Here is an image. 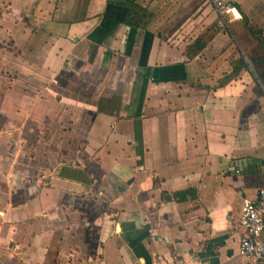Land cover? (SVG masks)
<instances>
[{"label": "crops", "instance_id": "0c3cea01", "mask_svg": "<svg viewBox=\"0 0 264 264\" xmlns=\"http://www.w3.org/2000/svg\"><path fill=\"white\" fill-rule=\"evenodd\" d=\"M214 1L0 0V264H264V0Z\"/></svg>", "mask_w": 264, "mask_h": 264}, {"label": "built area", "instance_id": "2783aa9c", "mask_svg": "<svg viewBox=\"0 0 264 264\" xmlns=\"http://www.w3.org/2000/svg\"><path fill=\"white\" fill-rule=\"evenodd\" d=\"M214 4L218 13L229 22L242 20L238 8L228 0H215ZM238 224L240 256L257 260L264 258V188L258 190L256 198L243 200Z\"/></svg>", "mask_w": 264, "mask_h": 264}, {"label": "rangeland", "instance_id": "374dc122", "mask_svg": "<svg viewBox=\"0 0 264 264\" xmlns=\"http://www.w3.org/2000/svg\"><path fill=\"white\" fill-rule=\"evenodd\" d=\"M49 81V78H47V80H46V82H48ZM2 134L1 135H5L6 134V130L4 129V130H2V131H0ZM34 161L35 162H43V164H47V158H42V157H37V158H34Z\"/></svg>", "mask_w": 264, "mask_h": 264}, {"label": "trees", "instance_id": "16d2710c", "mask_svg": "<svg viewBox=\"0 0 264 264\" xmlns=\"http://www.w3.org/2000/svg\"><path fill=\"white\" fill-rule=\"evenodd\" d=\"M205 47V44L201 41V42H196V51L194 52V54H196V52L201 51V49H203Z\"/></svg>", "mask_w": 264, "mask_h": 264}]
</instances>
